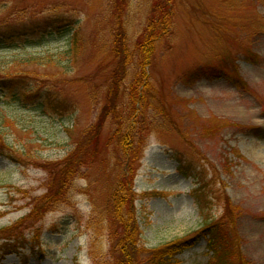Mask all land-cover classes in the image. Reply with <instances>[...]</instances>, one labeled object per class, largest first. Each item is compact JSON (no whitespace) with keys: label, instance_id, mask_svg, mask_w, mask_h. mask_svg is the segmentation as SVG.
<instances>
[{"label":"rangeland","instance_id":"1","mask_svg":"<svg viewBox=\"0 0 264 264\" xmlns=\"http://www.w3.org/2000/svg\"><path fill=\"white\" fill-rule=\"evenodd\" d=\"M2 1L9 8L0 12V29L32 35L79 19L84 41L72 72L55 60L19 67L31 75L25 85L76 101L78 112L65 124L73 123L70 137L52 118L8 100L0 106V264H119L110 236L122 228L109 220V201L125 163L110 121L98 141L102 165H63L98 119L102 104L91 94L107 95L104 41L117 21L115 3ZM153 1L121 0L130 44L148 24ZM170 8L172 29L146 69L179 126L147 132L132 163L136 175L126 186L142 231L138 246L146 249L138 264H147L153 247L196 236L171 253L175 264H222L199 233L206 216H223L212 199L218 195L233 209L241 254L234 264H264V0H173Z\"/></svg>","mask_w":264,"mask_h":264},{"label":"trees","instance_id":"2","mask_svg":"<svg viewBox=\"0 0 264 264\" xmlns=\"http://www.w3.org/2000/svg\"><path fill=\"white\" fill-rule=\"evenodd\" d=\"M162 1V6L159 7L157 4L160 0L153 1L148 24L134 43L130 44L124 21L120 17L123 4L121 0H113L116 7L113 10L116 9L117 21L109 29L106 28L110 32V37L104 41L106 49L104 61L111 67L107 74V95L99 96L95 91L91 94V98L96 100V105L102 104L98 119L84 131L83 139L73 151L69 152L63 164L66 165L65 167H69V164L73 167L77 162L84 166L92 164L95 169L102 165L99 159L101 154L98 141L106 120L110 121L111 140L117 141L116 146L119 147L121 158L124 159L123 163L120 159V163L122 165L125 163L124 173L122 177L117 178L112 200L109 201L111 202L109 220L122 228L120 232H117L114 241L112 238L115 236L114 231L110 236L112 246H119V264H138L142 259L141 253L146 250L144 246H138L142 231L137 224V211L131 204L132 199L130 200L129 189L126 186L129 179L135 178L136 175L132 163L141 153L147 132L157 131L158 126L161 125L172 128L179 126L172 116V106H169L163 94L158 93L146 69L147 64L152 62L158 43L167 37L172 29L170 4L173 0ZM7 7L9 8L8 2H0V12ZM81 28L80 20L75 19L55 28H43L32 35L30 31L16 26L0 29V106L3 101L8 100L9 103L52 118L51 122L61 123L70 137L73 123L65 124L66 120L72 121L78 112L76 101H69L66 96L58 92L53 93L48 89L44 91L43 88L37 90L25 85L22 78L31 75L19 67L25 63H47L55 60L56 63L63 62L65 68L63 72H72V64L82 51L84 35ZM132 69L135 72L131 75L129 83H126L125 79H128ZM7 88L10 89L7 90ZM0 146H6V144L3 143ZM66 170L63 169V171ZM196 191L198 192L199 189L193 191L196 203L201 213L206 216L205 200ZM213 198L221 204L225 210L224 214L218 220L206 216L199 233L209 238L208 247L218 258L219 263L234 264L241 258V254L237 255V245L233 240L235 233L233 209L220 195ZM119 204L127 205L125 214L118 211ZM225 218L228 220L225 221ZM197 238L198 236L173 242L168 249H163L161 246L153 247L152 254L146 258V262L147 264H175L171 253L182 249L186 244H192Z\"/></svg>","mask_w":264,"mask_h":264}]
</instances>
